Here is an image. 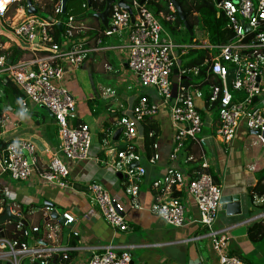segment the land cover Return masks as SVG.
Returning a JSON list of instances; mask_svg holds the SVG:
<instances>
[{
  "label": "built area",
  "instance_id": "1",
  "mask_svg": "<svg viewBox=\"0 0 264 264\" xmlns=\"http://www.w3.org/2000/svg\"><path fill=\"white\" fill-rule=\"evenodd\" d=\"M162 1L168 2L170 12L175 11L169 0ZM208 1L223 13L230 28L231 35L224 43L202 41L186 45L174 42L163 26V21H174V16L162 11L155 14L147 7V0H129L126 4L130 12L116 3H112L109 10L107 26L101 34L112 36L122 30L127 32V67L137 76L141 87L154 90L160 98V102L155 103L140 96L129 115L113 120L115 127L122 128L125 148L117 152L118 160L112 168L125 170L130 181L127 192L132 197H137L139 182L145 173L143 167H130L141 159L136 152V140L140 138L138 126L144 118L154 117L161 108H168L175 130L171 159L177 157L187 141L195 140L201 134L203 114L207 117L213 111L219 122L216 135L229 149L242 126L257 132L254 135L261 145L264 144V0ZM14 4L19 5L13 8ZM52 13L46 18L40 14L29 15L26 0H0L2 83L13 86L15 100L24 111L30 103L45 108L52 115L59 139L55 149H44L48 162L46 168H41L40 152L33 141L5 142L0 137V175L7 174L17 181L35 176L39 183L66 188V178L70 174L67 162L90 158L91 134L89 127L78 120L77 101L64 84V78L81 67L90 53L101 48V38L90 46L88 39L82 36L83 25L75 16L68 14L64 21L59 19L61 0L55 3ZM10 47L26 51L27 57L14 64L8 63ZM200 49L206 52L200 63L187 66L182 61L189 51ZM174 69L177 70V82L173 98L171 78ZM239 92L243 95L238 96ZM153 147L156 148L155 143ZM156 159L158 155L154 154L149 161ZM153 186L166 194L162 199L158 196L151 204L153 214L174 227L187 224L185 204L165 190L172 186L184 189L186 195L195 200L198 218L193 222L206 229L218 264H247L225 251L227 228L214 226L221 207L222 189L212 175L202 173L191 178L184 172L168 168L163 176L153 181ZM88 189L106 223L115 231H127L129 226L123 210L116 205L110 191L100 182L90 183ZM61 216L64 226L76 221L71 213L64 212ZM32 231H37V227H32ZM73 234L78 236L79 233ZM22 235L28 236V230L25 229ZM40 243L33 246L20 239L4 241L2 244L7 252L0 254V259H7L8 264H18L20 258L26 256L47 264L48 257L56 254L60 257L56 264H143L133 262L124 246L117 250L111 245L102 246L83 263L70 262V249L66 246L48 247Z\"/></svg>",
  "mask_w": 264,
  "mask_h": 264
},
{
  "label": "crops",
  "instance_id": "2",
  "mask_svg": "<svg viewBox=\"0 0 264 264\" xmlns=\"http://www.w3.org/2000/svg\"><path fill=\"white\" fill-rule=\"evenodd\" d=\"M57 1L39 0L38 5L40 9L50 11L47 16L50 17L53 15V6ZM48 3L50 7L47 9ZM82 4V7L88 10V1L85 0ZM87 10H82L76 15L70 14L83 25L82 36L88 39L90 46H94L96 41L91 39L93 35L86 24L90 21L95 23L96 20L79 19ZM98 20L102 24L99 18ZM102 26L105 28L103 24ZM102 37L104 39L100 43L101 48L90 53L81 67H90L97 59L101 60L103 66L108 69L115 58L122 57L126 68L127 32L122 30L112 36L102 35ZM1 39L5 41L4 37ZM21 51L25 53L21 59L26 58L27 52ZM67 74L64 78L65 85ZM117 76H119L118 85L122 87L127 85V90L120 94L111 90L112 94L107 96L111 101L104 104V111L97 109L91 102L93 97L89 99L81 90L68 88L76 97L78 120L89 127L91 134L90 158L81 162H67L70 167V174L66 178L68 187L42 184L35 176L26 180V183H23L24 181L15 183L4 178L8 177L7 174L0 175L2 204L0 216L4 214L6 206H9L10 212L19 218L18 221L0 222V254L7 252V248L2 244L4 241L20 239L33 246L39 244V241L42 242L41 246H66L70 249V262L78 260L85 263L92 252L102 246L111 245L116 250L122 246L126 247L132 261L143 264H218V256L211 248L205 234L206 229L193 222L198 218L195 200L186 195L184 189L180 190L176 186L165 189L179 197L185 204L187 224L184 226L172 227L150 211L151 204L158 196L161 199L166 196L165 192L162 193L153 186V181L163 176L168 168H173L186 173L191 178L209 173L220 185L222 196L239 195L240 213H226L221 205L214 226L227 228L225 251L228 254L240 258L247 264H264V249L260 250V245L264 243V178L260 179L258 176L259 171L264 170V150L262 154H258L254 148H261L264 144L261 145L242 126L233 146L229 149L216 135L219 122L216 112L213 111L207 117L203 114L204 124L201 134L195 140L187 141L177 157L171 159L170 151L175 130L168 108H161L154 117L144 118L138 126L140 138L136 140V152L141 159L138 165L133 164L135 167H143L145 173L141 176L137 197H132L127 192L130 181L126 177L125 170L117 171L112 168L114 162L118 160L117 152L125 148L124 142L123 144L121 142L123 131L121 130L118 136L115 135L119 127L113 125V120L125 114L129 115L130 108L137 103L140 96H146L155 103H159L160 98L154 90L141 87L137 76L128 73L127 70ZM127 78L131 82H128ZM0 82L3 85H11L2 83L1 77ZM130 83L133 85L130 86ZM1 93L0 90V95ZM15 97L16 91L11 102L6 100L2 104L0 137L5 142L15 139L33 141L40 152L41 168H46L48 157L44 154V149H55L59 144L56 125L49 112L31 103L27 111H24ZM146 119L154 121L159 128V133L152 143L149 136H145ZM154 143L156 148L153 147ZM154 154L158 155V159L150 162L149 158ZM92 182H100L110 191L116 205L123 210L129 226L127 231H115L106 223L89 192L88 185ZM30 205L35 206L37 211L32 210ZM48 206L50 211L45 209ZM64 212L71 213L76 221L64 226L58 218H54L56 214L61 217ZM30 220L34 221L30 222ZM49 224L51 226H48ZM32 227H37V231H32ZM25 229L29 232L26 237L22 235ZM74 232H78V236L74 235ZM59 260L60 257L54 254L48 257L47 264H56ZM0 261L7 264L9 262L7 259ZM18 264L40 263L39 259L32 260L24 256L20 258Z\"/></svg>",
  "mask_w": 264,
  "mask_h": 264
},
{
  "label": "rangeland",
  "instance_id": "3",
  "mask_svg": "<svg viewBox=\"0 0 264 264\" xmlns=\"http://www.w3.org/2000/svg\"><path fill=\"white\" fill-rule=\"evenodd\" d=\"M208 1V0H207ZM35 3L34 6L38 9L40 12V16L46 18L49 15L48 10L40 9V5H38L39 0H33ZM85 0H68L67 1V13L70 14H78L82 10L85 11L87 8H83V4ZM211 3V2H210ZM42 4V1L41 3ZM212 4V3H211ZM213 5V4H212ZM214 7V6H213ZM89 9V8H88ZM214 9L217 12H221L219 9ZM88 13H92V10H87ZM86 12V13H87ZM66 18V15H63ZM213 15L211 12L206 10V12H200L198 15L194 17V19H197V23L193 22V37L189 35L188 30L184 27L183 22L179 23L178 26H176L175 21L171 23H167L164 27L169 36L172 38V40L178 44H193L196 42L197 44H200L202 41H207L208 43H211L209 40V35L207 29H204L202 27L203 20L205 23H210L213 19ZM196 51L193 55L187 54L182 58V61L185 63H188L191 58L194 57V55H197V53L200 50H192ZM189 51V52H192ZM204 51V50H203ZM114 52V51H113ZM205 52V51H204ZM123 56L125 57V50H123ZM126 60H127V53H126ZM124 70H127L128 73L134 74L131 70H129L127 67L124 68L122 57L121 58H115L114 61L110 64V68H106L103 66L101 60H94L93 64L88 68L83 67H77L75 68L71 73L67 74L66 77V85L70 89H78L81 90L83 95L85 97L89 98L93 97L94 99L91 100L96 105V108L104 111V104L107 102H110L111 100L107 97L108 95L112 94L111 90H114L113 92H116L117 94H120L121 92H124L127 90V85H124L123 87L118 85L117 83V76L118 74H121ZM116 76V77H115ZM122 76V75H120ZM124 76V75H123ZM114 77V78H113ZM128 79V78H127ZM198 80V79H197ZM128 82H131L130 79H128ZM133 83H130V86H132ZM140 89V88H138ZM73 94V93H72ZM106 94L105 96H103ZM74 95V94H73ZM243 93L239 92L238 96H242ZM75 97V96H74ZM76 98V97H75ZM44 109L45 108H41ZM53 120V119H52ZM55 126V125H54ZM56 128V126H55ZM249 134L256 140V136L252 134L249 131ZM249 138V137H248ZM250 139V138H249ZM119 142V141H117ZM121 142L123 144V139H121ZM249 143V141H247ZM256 149V152L258 154H262L264 150V146L261 148L254 147ZM7 180L11 182L18 183V181L11 179L9 176H5ZM21 182V181H20ZM27 181H24L23 183H26ZM0 205L1 201H0ZM32 210L37 211V208L33 205L29 206ZM34 220H30V222H33ZM173 227V226H172ZM260 250L264 249V243L260 245ZM137 262V261H136Z\"/></svg>",
  "mask_w": 264,
  "mask_h": 264
},
{
  "label": "trees",
  "instance_id": "4",
  "mask_svg": "<svg viewBox=\"0 0 264 264\" xmlns=\"http://www.w3.org/2000/svg\"><path fill=\"white\" fill-rule=\"evenodd\" d=\"M87 1H88V6H89L88 10H92V13L87 12L79 19L87 20L88 18H90V20H96L95 22L96 24L90 21V23L86 24V26L89 27V29H91L90 31H91V34L93 35L91 36V39L96 40L97 38L100 37L102 41L104 37H102L101 33L104 28L102 24L99 22L98 17L96 16V13L104 9L106 5V0H87ZM176 1L180 4L182 11L186 14L185 20L188 22L191 28H193L194 17L198 15V13L206 12V10L212 13V15L214 16L212 21L210 23L208 22L205 23L203 20V24H202V27L204 29H207L208 31V35L210 39L209 41L211 42V44L224 43L230 37L231 31L227 25L226 18L224 17L222 12H217L209 1L207 0H176ZM123 2L128 3L129 0H123ZM32 3L35 4L33 0H32ZM18 5L19 4H14L13 8L17 7ZM168 6L169 4L166 1L147 0V7L149 9L154 10L155 13H158L160 11L169 13L170 11H169ZM46 7L48 9L50 7V4L49 3L46 4ZM170 13L174 16V21L176 23V26H178L179 23H182L176 11L170 12ZM65 15L67 16L68 13L66 12ZM59 19L64 21L66 18L61 14L59 15ZM163 24L166 25L167 23L164 22ZM57 31L59 32L58 28H57ZM195 52L196 51H192V52H189L188 54L193 55ZM24 55L25 53L23 51L17 48H13V47H10L7 52V56L11 64L18 62L21 58H23ZM205 55H206V52L200 49L197 55H194V57L191 58L189 62L186 63V65L194 66L200 63L204 59ZM212 81L213 80L209 81V83ZM205 85L206 83L202 86H205ZM206 88L207 87H205V90ZM0 90L2 91L0 95V116H1L3 112V107H2L3 102L6 100L11 102V100H13L15 89L13 88L12 85H9V84L3 85L0 82ZM144 125H145L144 132L146 134L145 136L147 137L148 135L149 138L151 139L150 143H152V140L153 139L155 140L156 136L159 133V128L156 125V123L150 119H146ZM258 176L260 177V179L264 178V170L259 171ZM0 264H7V263L0 261Z\"/></svg>",
  "mask_w": 264,
  "mask_h": 264
},
{
  "label": "water",
  "instance_id": "5",
  "mask_svg": "<svg viewBox=\"0 0 264 264\" xmlns=\"http://www.w3.org/2000/svg\"><path fill=\"white\" fill-rule=\"evenodd\" d=\"M145 0H141V2H144ZM170 3L173 5L175 11L177 12V15L179 17V19L183 22V25L184 27L188 30L189 32V35L191 36L190 39H192L193 37V29L189 26L188 22L185 20V17H186V14L182 11L181 7H180V4L176 1V0H169ZM61 3H62V15L65 14L66 12V3H67V0H61ZM112 3H116L118 4L119 6L127 9L129 12L131 11L129 6L124 3L122 0H106V5H105V8L104 10L100 13H96V15L98 16V18L101 20L102 24L106 27L107 26V22H108V14H109V10L112 6ZM26 4H27V13L29 15H33V14H39V11L38 9L33 5L32 3V0H26ZM195 22L197 23V19L195 18L194 19ZM58 27H60V24H58ZM10 61H8L9 63ZM176 73H177V70L174 69L173 70V76L171 78L172 80V97L174 98L175 97V94H176V82H177V76H176ZM50 117L52 118V115L49 113ZM122 128H118L115 135L118 136L121 132ZM252 134H257V132H251ZM263 137H264V133L262 134ZM135 165H138L137 162L134 163ZM134 164H132L130 167H133ZM221 205L222 208H224V210L226 211V213H229V214H237V213H240V201H239V195H228V196H222L221 197ZM50 207L53 208V206L51 204H49ZM48 206V207H49ZM55 212V211H54ZM56 213V212H55ZM54 218H58V220L63 223L64 222V219L63 217L61 216H58V214H56V216ZM6 220H15V221H18L19 218L15 215H13L11 212H10V208L9 206H6L5 208V212L4 214H2L0 216V222H4ZM21 222H24V220H21ZM26 224V222H24ZM55 262V260L53 261V263Z\"/></svg>",
  "mask_w": 264,
  "mask_h": 264
},
{
  "label": "clouds",
  "instance_id": "6",
  "mask_svg": "<svg viewBox=\"0 0 264 264\" xmlns=\"http://www.w3.org/2000/svg\"><path fill=\"white\" fill-rule=\"evenodd\" d=\"M39 14H40V12H39ZM9 61V60H8Z\"/></svg>",
  "mask_w": 264,
  "mask_h": 264
}]
</instances>
